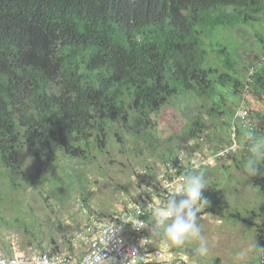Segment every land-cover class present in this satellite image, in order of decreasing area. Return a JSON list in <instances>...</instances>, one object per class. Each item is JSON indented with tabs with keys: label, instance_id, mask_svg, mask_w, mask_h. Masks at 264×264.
Segmentation results:
<instances>
[{
	"label": "trees",
	"instance_id": "trees-1",
	"mask_svg": "<svg viewBox=\"0 0 264 264\" xmlns=\"http://www.w3.org/2000/svg\"><path fill=\"white\" fill-rule=\"evenodd\" d=\"M254 25L264 28V0H0V165L31 184L21 169L22 153L32 160V177L38 179L40 167L55 166L56 152L75 163L94 147L102 151L111 124L151 146L156 116L181 95L222 102V91L241 97L247 87L264 97V31ZM229 30L261 44L257 65L248 64L244 74L236 70L235 57L245 45L224 40ZM221 108L225 111L217 114L226 117L230 129L231 108ZM248 125L236 127L237 143L245 131L254 134ZM206 131L205 122L192 116L169 138L177 144L163 147L159 159L176 163L179 150L198 149ZM180 139L195 144L182 147ZM239 143L245 155L248 142ZM257 166V174L245 175L264 199V161ZM152 175L157 181L160 172ZM12 185L18 189L16 182ZM203 195L208 204L199 216L231 218L255 228L261 264L264 208L249 212L261 217L257 225L242 219L220 190L206 187ZM147 221L163 238L152 218ZM26 241L36 248L31 238Z\"/></svg>",
	"mask_w": 264,
	"mask_h": 264
},
{
	"label": "rangeland",
	"instance_id": "rangeland-1",
	"mask_svg": "<svg viewBox=\"0 0 264 264\" xmlns=\"http://www.w3.org/2000/svg\"><path fill=\"white\" fill-rule=\"evenodd\" d=\"M252 29L264 31V28L257 25ZM245 35L246 33L235 30L224 31L222 34L224 40L231 37L245 45L244 48L237 50L238 56L235 57L237 61L235 68L241 74L246 72L245 67L248 64L254 62L253 65H257L254 56L263 52L259 48L261 44L254 46L251 44L252 39L247 40ZM210 58L219 68L215 58L213 56ZM221 96L222 102L195 99L188 94L173 99L155 118L156 129L153 134L156 140L151 142V146L142 138H134L120 125L111 124L102 151L94 147L86 159L75 163L56 152L55 166L52 169L40 167L42 175L38 179L32 177L35 172L32 160L22 153L21 169L27 174L31 184L23 180V177L20 179L14 172H7L0 165L2 245L15 240L19 250L29 252L26 244V238L29 237L33 241L31 246L36 247L38 252L39 249L64 252L65 247L73 248L74 235L83 223L90 218L103 221L113 212L132 206L136 196L143 191H150L147 186L152 182V174L163 170V161L159 159V155L165 152L164 148L177 144L175 140L171 141L169 138L181 133L192 116L200 117L208 131L205 133L206 135L208 133L206 138L202 136L198 140L199 148L193 150L194 152L208 151L211 154L210 149L222 150L229 146L233 132L225 125L226 117L217 114V111H225L221 108L223 105L230 106L233 114L247 106L251 116L249 122L252 123L248 126L254 128V134L248 137L250 139H247L246 135H240L239 142H248V152L245 155L242 145L238 142L239 144H235L239 145L236 156L223 154L212 166L205 167L202 173L207 187L220 190L224 199L242 219L261 224L257 217H250L249 212L256 214L259 208H264V199L250 186L244 165L253 143L263 147L259 141L261 138L257 139V135L264 132V97L247 87L241 97L225 95L224 91L221 92ZM180 144L182 147H190L194 146L195 142L180 139ZM179 152L178 156L184 154L182 158L189 154L186 153L188 152L186 149H180ZM233 158L241 161L235 162ZM186 160L190 162L191 159ZM13 182L18 184V189L12 185ZM199 224L209 250L208 255L203 258L195 256L194 249L199 241H192L179 247L195 256L197 263L259 264L257 237L253 226L231 218L219 219L210 214L199 216ZM25 230L31 231L35 236L26 237ZM51 239L56 243H52ZM11 248L5 255L9 258L16 256L15 249ZM0 253L4 254L3 251Z\"/></svg>",
	"mask_w": 264,
	"mask_h": 264
},
{
	"label": "built area",
	"instance_id": "built-area-1",
	"mask_svg": "<svg viewBox=\"0 0 264 264\" xmlns=\"http://www.w3.org/2000/svg\"><path fill=\"white\" fill-rule=\"evenodd\" d=\"M249 118L250 111L246 106L238 109L232 117L233 137L225 149H210L211 154L208 151L186 152L189 153L186 158H182L184 154L178 156L176 163L167 161L158 180L147 186L150 191L137 195L132 206L109 215L103 221L90 218L82 224L75 233V240L82 250L78 258L66 252L19 250L17 241L10 240L7 246L15 249L16 256L9 258L5 256L7 254L0 253V264H200L187 251L177 247L165 248L162 239L148 233L145 235L144 232L151 229L147 218H152L157 198L163 200L177 190L180 177L186 172L212 166L223 154H233L238 147L234 139L236 127L247 126ZM188 158L190 162L186 160Z\"/></svg>",
	"mask_w": 264,
	"mask_h": 264
},
{
	"label": "clouds",
	"instance_id": "clouds-1",
	"mask_svg": "<svg viewBox=\"0 0 264 264\" xmlns=\"http://www.w3.org/2000/svg\"><path fill=\"white\" fill-rule=\"evenodd\" d=\"M245 135H251L245 131ZM264 141V138L261 139ZM258 161H264V147L255 143L250 146V155L244 165L249 175L258 173ZM207 187L203 173L191 172L180 177L177 190L165 199L157 198L152 209L153 228L161 229L162 243L165 248L183 247L189 242L199 241L194 249L197 258L208 255V247L202 236L199 224L201 206L208 204L203 190ZM179 197V198H178Z\"/></svg>",
	"mask_w": 264,
	"mask_h": 264
},
{
	"label": "crops",
	"instance_id": "crops-1",
	"mask_svg": "<svg viewBox=\"0 0 264 264\" xmlns=\"http://www.w3.org/2000/svg\"><path fill=\"white\" fill-rule=\"evenodd\" d=\"M263 136H264V132L263 133H260V134H258L257 135V139L258 138H263ZM260 141V144L264 147V141H262V140H259ZM117 212V211H116ZM116 212H113V213H116ZM108 217V216H107ZM258 221L260 220L261 221V217H259L258 219H257ZM84 224V223H83ZM152 232V228L150 229V230H146V232H144V234L145 235H147V233H148V235L150 234L151 235V237H157L155 234H153V232ZM153 235V236H152ZM159 238V237H158ZM161 239V238H160ZM72 245H73V248H71L70 249V246L69 247H65L64 248V252H66V253H68V254H70L73 258H78L80 255H81V248H79V245H78V242L75 240V235H74V241H73V243H72ZM28 250H38V249H31V248H28ZM52 249H42V250H39V251H51ZM0 251H3L5 254H8L9 253V248H8V246H7V244H4V246H0ZM60 251H58V250H55L54 252H52V253H59Z\"/></svg>",
	"mask_w": 264,
	"mask_h": 264
},
{
	"label": "water",
	"instance_id": "water-1",
	"mask_svg": "<svg viewBox=\"0 0 264 264\" xmlns=\"http://www.w3.org/2000/svg\"><path fill=\"white\" fill-rule=\"evenodd\" d=\"M260 246H261V264H263L264 263V240L263 239L261 240Z\"/></svg>",
	"mask_w": 264,
	"mask_h": 264
}]
</instances>
